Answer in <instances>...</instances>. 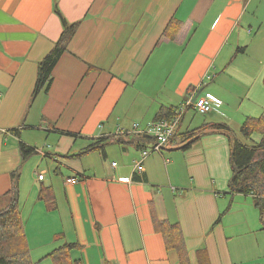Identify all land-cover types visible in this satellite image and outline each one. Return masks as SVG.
Returning <instances> with one entry per match:
<instances>
[{"label": "crops", "instance_id": "obj_1", "mask_svg": "<svg viewBox=\"0 0 264 264\" xmlns=\"http://www.w3.org/2000/svg\"><path fill=\"white\" fill-rule=\"evenodd\" d=\"M56 6L80 26L50 92L32 99L38 62L63 31ZM174 19L182 28L169 40L163 34ZM197 95L222 107L202 121L188 111L162 154L142 160L153 141L120 134ZM252 118H264V0H0V197L25 163L20 143L49 162L37 198L52 187L57 209L39 199L35 207L43 218L57 214L60 225L40 261L62 233L82 246V264H179L156 231L169 222L181 226L190 264L202 248L211 264H264L253 201L229 188L228 139L208 135L183 151L178 136L208 124L237 133ZM110 137L104 151L87 152ZM262 141L255 133L244 142ZM19 209L26 232L33 214L21 194Z\"/></svg>", "mask_w": 264, "mask_h": 264}, {"label": "trees", "instance_id": "obj_2", "mask_svg": "<svg viewBox=\"0 0 264 264\" xmlns=\"http://www.w3.org/2000/svg\"><path fill=\"white\" fill-rule=\"evenodd\" d=\"M55 13L61 19L63 31L51 51L38 62L37 79L32 99L40 94L50 92L54 81L53 72L63 55L69 51L70 42L80 26V22H68L57 6ZM181 28L182 23L174 19L169 23L163 36L169 40H174ZM243 51L244 49L241 48L237 50L238 53ZM162 113L165 115H160L159 118L170 119L173 115V111L165 110ZM15 132L18 133V131ZM240 132L246 142H249L255 133L264 135V118L247 119ZM208 135H223L228 139L232 173L229 188L233 194L254 196L253 200L260 210V220L264 230V141L257 145L248 144L236 139L229 127L220 124H208L179 134L178 136L182 138L180 150H190L193 145ZM110 139L111 137L102 139L87 149V152L104 151ZM147 139L148 142L151 141L149 138ZM172 142H175V138ZM20 152L23 161H26L36 153V150L20 143ZM19 178L20 171L18 170L12 174L11 190L0 197V264H34L19 209ZM38 199L45 204L49 212L57 209L52 187H41ZM230 209L231 206L219 216L216 225L222 222L223 217ZM156 231L163 236L166 249L177 253L179 264H190L186 239L178 223L157 222ZM54 241L62 242L61 246L47 256L54 261V264H82L81 259L75 257V254L82 250L81 245L67 242L62 233L55 235ZM196 256L198 264H211L208 251L205 248L197 250Z\"/></svg>", "mask_w": 264, "mask_h": 264}, {"label": "rangeland", "instance_id": "obj_3", "mask_svg": "<svg viewBox=\"0 0 264 264\" xmlns=\"http://www.w3.org/2000/svg\"><path fill=\"white\" fill-rule=\"evenodd\" d=\"M195 97V96H194ZM192 97V98H194ZM189 100V99H188ZM194 117L196 118L197 121H202L207 115H198L195 114ZM133 128V127H132ZM187 126L183 125L182 130H186ZM233 135L238 139L239 141L244 142L245 140L241 136L240 132H234L236 131L235 128H233ZM132 130V129H130ZM127 130V131H130ZM123 135V134H122ZM39 149H41L42 145L37 146ZM48 161L41 160L40 154L36 153L33 156H31L29 159H27L23 165L22 171L20 172V194H21V200L22 202H27L28 204L31 205V211L30 214L31 220L28 224V230L25 232L29 244H30V249L32 250V260L35 264H54V261L51 258H47L45 260L40 261L43 259L46 249H53L55 246L52 244L49 247L47 246L50 243H52V238L54 235V230L57 229L60 225V221L57 218V214L55 213H47L48 217L43 218L40 213H39V208H36V201H37V190L41 186V183L37 181V178L39 176V173L42 170H47L48 167ZM59 175V174H58ZM56 176V175H55ZM46 181L44 182L45 185L50 186L51 185V179L54 178L53 176V170L49 175H46ZM62 178L59 179V181ZM43 185V184H42ZM254 197V196H253ZM253 197L250 196L251 200L253 201V204L255 206V210L258 214V223L262 228L261 225V220H260V210L256 206L255 201L253 200ZM36 208V209H35ZM41 213L42 207L40 206ZM59 223H54L56 220ZM254 219V217H253ZM236 220V218H235ZM237 221V220H236ZM256 222L255 220H253ZM54 239V238H53ZM51 240V241H50ZM49 241V242H48ZM58 247L61 245V242H55Z\"/></svg>", "mask_w": 264, "mask_h": 264}, {"label": "built area", "instance_id": "obj_4", "mask_svg": "<svg viewBox=\"0 0 264 264\" xmlns=\"http://www.w3.org/2000/svg\"><path fill=\"white\" fill-rule=\"evenodd\" d=\"M221 107L222 102L210 95L198 97L195 101L194 98H190L174 111L170 119L154 121L143 129H140L139 125L136 124L132 130H123L120 134L146 136L153 141L151 147L142 152V160H145L153 154H162L188 111L192 110L197 114L206 115L213 111H218ZM136 169L139 173L143 172L142 162L137 164ZM39 180H44V174L39 175ZM68 182L75 183L76 180L72 179Z\"/></svg>", "mask_w": 264, "mask_h": 264}, {"label": "water", "instance_id": "obj_5", "mask_svg": "<svg viewBox=\"0 0 264 264\" xmlns=\"http://www.w3.org/2000/svg\"><path fill=\"white\" fill-rule=\"evenodd\" d=\"M199 97V95H197L195 98H194V101Z\"/></svg>", "mask_w": 264, "mask_h": 264}]
</instances>
